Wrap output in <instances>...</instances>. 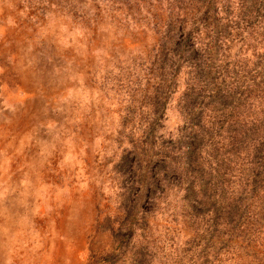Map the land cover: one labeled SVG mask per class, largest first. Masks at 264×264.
I'll list each match as a JSON object with an SVG mask.
<instances>
[{
  "label": "rangeland",
  "instance_id": "1",
  "mask_svg": "<svg viewBox=\"0 0 264 264\" xmlns=\"http://www.w3.org/2000/svg\"><path fill=\"white\" fill-rule=\"evenodd\" d=\"M179 11L175 0H0V264H137L145 245L152 264H189L201 249L205 220H186L182 190L131 218L125 201V163L151 122L156 148L184 124L185 64L165 71L160 94L159 48ZM251 160L245 147L232 161L229 196ZM253 193L240 227L219 226L209 264H264V181Z\"/></svg>",
  "mask_w": 264,
  "mask_h": 264
},
{
  "label": "trees",
  "instance_id": "2",
  "mask_svg": "<svg viewBox=\"0 0 264 264\" xmlns=\"http://www.w3.org/2000/svg\"><path fill=\"white\" fill-rule=\"evenodd\" d=\"M175 1L180 11L167 23L159 48L160 94L170 87L167 70L177 76L185 64L184 124L175 141L156 148L158 122H151L150 139L135 153L137 160L125 163L131 174L125 201L131 218L147 200L159 206L168 188L182 190L186 220L203 218L207 227L189 264L201 259L209 264L210 254L216 257L215 250L225 242L219 235L214 239L219 226L240 227L247 210L243 200L264 181V49L257 54V44L264 41V0H190L189 7L186 0ZM160 96L152 97L157 118L165 108ZM221 140L227 147L220 146ZM245 147L251 149L252 165L240 183L244 189L237 187L231 197L232 161ZM144 247L137 251V264L150 260ZM185 259L177 262L184 264Z\"/></svg>",
  "mask_w": 264,
  "mask_h": 264
}]
</instances>
